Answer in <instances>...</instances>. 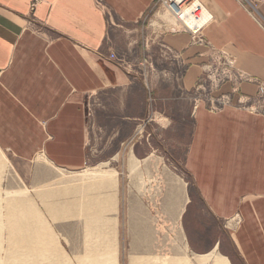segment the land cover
<instances>
[{
	"label": "crops",
	"instance_id": "obj_1",
	"mask_svg": "<svg viewBox=\"0 0 264 264\" xmlns=\"http://www.w3.org/2000/svg\"><path fill=\"white\" fill-rule=\"evenodd\" d=\"M199 1L212 16L202 29L201 44L179 23V29L168 26L170 18L164 13L156 14L153 21L161 24V30L146 36L144 25L155 11L153 0H0V151L26 183L51 184L49 197L43 193V209L47 214L49 208L59 231L68 205H63L68 198H63L62 190L72 195L75 187L69 190L71 182L63 181L52 187L53 181L61 180L59 173L47 180L45 174H33V163L42 157L56 173L84 169L93 141L94 114L88 105L105 92L116 93L121 111L117 120L132 122L134 129L98 162L95 168L112 174L87 187L97 198L90 197L81 210L83 217L111 218L118 233L125 160L137 161L132 165L135 171L136 163L140 168L158 151L150 143L130 138L139 133L135 126L147 118L153 99L157 120L166 124L160 133H179V119L191 121L184 156L167 154L183 165L195 191L189 199L183 193L180 199L186 205L179 209L177 199L175 210L188 217L197 199L202 212L225 233L224 239H212L207 255L218 254L230 264H264V116L232 104L211 112L208 100L195 93L218 53L225 55L230 72L238 78L220 87L214 97L229 94L234 105L257 95V82H264V0ZM119 43L127 55L135 53L140 59L134 68L111 58L112 54L121 58ZM153 52L159 57L156 64L170 61L168 72L151 73L141 62L156 58ZM178 72V80L171 79ZM95 121L102 130L98 116ZM121 132L114 128L108 144ZM233 218L241 224L231 232L222 220ZM224 241L231 246L230 252L223 251L225 256ZM195 245L189 238L193 254L207 256Z\"/></svg>",
	"mask_w": 264,
	"mask_h": 264
},
{
	"label": "rangeland",
	"instance_id": "obj_2",
	"mask_svg": "<svg viewBox=\"0 0 264 264\" xmlns=\"http://www.w3.org/2000/svg\"><path fill=\"white\" fill-rule=\"evenodd\" d=\"M156 13L157 10L152 13L150 19L144 25L148 37V34L152 31L161 30V24L153 25V21L157 19L154 17ZM160 13L167 14L170 18L167 22L168 26L174 25V27L172 26L174 29H179L176 27V20L168 11L162 9ZM195 23L200 26L203 22ZM149 24H152L153 27ZM121 43H119L118 50L121 58L124 59V64H130L134 68L135 65L133 64L137 63L138 65L140 59L135 53L127 55L126 49ZM153 54L155 53L153 52ZM155 56L156 58L151 59L153 68L149 67L150 72L153 73L157 70L168 72L171 68L170 61L156 64L155 61L158 55L155 54ZM144 60H141V62H144ZM207 75L206 72L201 76L197 84L198 90L195 93L200 99H217L214 97V92L226 83L219 82L218 74H215L213 79L215 85H212L208 80L205 84L203 83V88L200 90L201 79H206ZM179 76L178 72L171 79L177 81ZM220 97L218 98H220L221 104L215 106H212L211 103L208 104L211 112H219L225 106L232 104L237 109L264 116L263 113L252 110L250 105H233L229 94ZM224 97L229 99V102ZM116 99H118L116 93L105 92L102 96L95 97L94 101L88 105L91 110L90 114H94V120L90 125V135L93 141L88 147V164L84 169L73 174H67L59 170L56 173L42 157H39L36 165L33 163V174L36 172L42 173V175L45 174L47 180L59 173L62 178L60 180L58 177V181H53L52 187L54 183L59 181L71 182L69 190L73 191L72 187H75V193L72 195L66 188L62 190L64 193L63 198H68L63 201V205H68L65 206L63 217H61L59 231L56 230V226L51 221L52 218L48 215L49 208H47V214L43 209V193L45 191L48 193L47 197H49L50 190H53L49 188L51 184L47 182L44 186L43 184L37 185L36 180L35 184L34 180L26 183V180L12 166L7 156L0 151V202L5 201L7 198H16L18 199L16 205L24 204L28 208V205H34L44 220L48 232L51 231L54 241L57 242V247L61 250L58 257H49L46 253L45 257L31 255V259L20 257L22 251H19L18 256L13 259L12 254L8 252V233L3 230L0 236V264H132L135 260H145L149 264H169L175 259L182 260L185 258L189 259L191 264H198L197 261L199 260L204 261V264H211L215 256L219 257L218 254L207 255L206 252L212 248L214 237L224 239L226 235L223 231L220 232L218 225L202 212L201 202L195 199L193 206H191L193 210L188 217L185 211L183 213L180 210L177 212L174 206L176 200L179 199L177 203L180 204L179 209H182V205L185 204L180 199L184 196L183 193L187 194L188 199L191 194L195 193L190 176L183 165L173 162L167 156L170 152H174L181 157L184 156L190 141L191 121L185 119L184 122H181L179 119L177 123L180 125L178 128L179 133H176L177 130L175 133H160L161 129L166 127V124H162L163 122L157 120V115H155L157 113L156 105L153 99L150 101V113L147 118L135 126V131L139 133H133L130 138L134 137V140L150 143V146L158 148V151L156 155L142 163L140 168L139 164L136 163L135 171L132 169V165L137 161L134 158L128 160V157H126L127 169L123 174L120 171L122 175L120 176L118 233L117 230L115 231L114 225L113 227L111 225V218L82 216L81 207L85 208L89 205L88 200L90 197L97 198L92 193L93 191L91 193L87 192V187L97 179L112 174L100 167H95L98 166V162H101L102 158L107 156L108 151L116 150L120 146L122 138L130 135L128 132L134 129L132 122L121 124V121L117 120L121 111ZM109 105L110 107H108ZM97 116L103 127L102 130H99L96 124L95 118ZM174 116L177 118V113ZM117 126L122 131L119 139L108 144V139L115 134L112 132ZM141 149L143 150L144 147H141ZM118 165L121 166L122 164L119 163ZM39 181H43V178H40ZM68 192L69 196L67 195ZM69 197H73L74 200L72 201ZM6 213V209H3L2 215ZM74 214H76L75 217ZM179 214L181 217H179ZM3 219L6 221V217H3ZM222 224L227 226L226 230L234 232L241 221L239 218H233L222 220ZM189 238L196 244V248L201 249L207 256L193 254L188 247ZM223 245L224 248L221 252L224 255L223 251L230 252L231 246L228 241H224ZM215 253L218 252L215 251Z\"/></svg>",
	"mask_w": 264,
	"mask_h": 264
},
{
	"label": "bare ground",
	"instance_id": "obj_3",
	"mask_svg": "<svg viewBox=\"0 0 264 264\" xmlns=\"http://www.w3.org/2000/svg\"><path fill=\"white\" fill-rule=\"evenodd\" d=\"M198 5V4H194ZM196 6L190 10H183L181 13L180 24L186 28L197 31L202 28L206 20L209 19L208 14L201 17V13L198 14V20L193 17V10ZM202 23L197 25L195 22ZM18 199L7 198L5 201L0 202V236L2 231L5 230L8 233L7 245L12 258L18 256L19 251H22L20 257L31 259V255H37L45 257L46 253L49 257L60 256L61 250L57 247V242L54 241L51 231L47 229V226L42 219L41 215L37 211L34 205H28L29 208L22 204L16 205ZM6 209L7 213L2 215V210ZM3 217H6L4 221ZM10 258V260H12ZM198 264H204L202 260L197 261ZM132 264H149L145 260H135ZM169 264H191L189 259L173 260ZM194 264V263H193ZM211 264H230L226 258L221 256H215L212 259Z\"/></svg>",
	"mask_w": 264,
	"mask_h": 264
},
{
	"label": "built area",
	"instance_id": "obj_4",
	"mask_svg": "<svg viewBox=\"0 0 264 264\" xmlns=\"http://www.w3.org/2000/svg\"><path fill=\"white\" fill-rule=\"evenodd\" d=\"M154 8L153 10H157V13H160L162 9H165L169 12V14L176 20V22H181V13L183 10H190L196 6V8L193 10V17L195 20L200 19L202 16H206L205 14H208L207 8L199 1V0H153ZM198 4V5H194ZM201 13V17L199 18L198 14ZM154 15V17L156 16ZM212 20V16L210 15L209 19L206 20L203 27L208 24ZM151 25V24H149ZM202 28L198 29L197 31L191 30L189 28L183 27L187 31H189L197 43H203L202 41ZM112 59H115L118 63L123 64L124 61L122 58H119L118 56L112 54ZM150 61V63H149ZM144 64L149 65L151 69L153 68L151 65V60L148 58H145ZM231 69V63H227V59L225 58V55L223 54L222 57L216 53L214 58L212 59L211 63L207 65V68L205 70V73L207 72V78L201 79L202 85L199 86V89L203 88V83L205 82H211L212 85H215L213 79L215 78V74H218V81L222 83L232 82L236 80L238 77H234V75L230 72ZM240 78H245L244 75H239ZM205 78V77H204ZM258 93L253 98H245L239 101V104L244 105H250V108L252 110H255V112H260L264 114V82L258 81ZM221 98V97H220ZM220 98L214 99L209 98L207 99L209 103L212 104V106L221 104ZM229 102V99L224 97Z\"/></svg>",
	"mask_w": 264,
	"mask_h": 264
},
{
	"label": "trees",
	"instance_id": "obj_5",
	"mask_svg": "<svg viewBox=\"0 0 264 264\" xmlns=\"http://www.w3.org/2000/svg\"><path fill=\"white\" fill-rule=\"evenodd\" d=\"M231 261H232V259H231ZM233 263V262H232Z\"/></svg>",
	"mask_w": 264,
	"mask_h": 264
}]
</instances>
